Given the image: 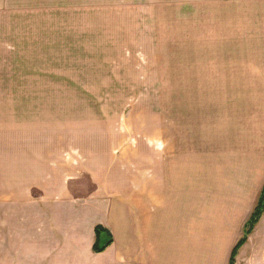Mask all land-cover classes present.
Listing matches in <instances>:
<instances>
[{
	"label": "rangeland",
	"instance_id": "rangeland-1",
	"mask_svg": "<svg viewBox=\"0 0 264 264\" xmlns=\"http://www.w3.org/2000/svg\"><path fill=\"white\" fill-rule=\"evenodd\" d=\"M9 1L11 22L0 30L4 180L8 158L13 169L30 167L32 159L48 158V148L88 169L112 156L127 159L142 147L137 143L158 141L160 125L168 139L183 126L189 139H199L203 114L218 116L219 99L264 97L256 64L236 53L227 60V50H259L255 41L264 43L256 0H245L252 6L242 9L229 4L239 0ZM211 135L224 146L216 129ZM0 196V264H45L32 250L31 208L10 207L7 191ZM189 235L200 239L205 264L207 214L184 213ZM254 242L264 256V220ZM259 258L256 264H264Z\"/></svg>",
	"mask_w": 264,
	"mask_h": 264
},
{
	"label": "crops",
	"instance_id": "crops-1",
	"mask_svg": "<svg viewBox=\"0 0 264 264\" xmlns=\"http://www.w3.org/2000/svg\"><path fill=\"white\" fill-rule=\"evenodd\" d=\"M9 2L0 0L3 31L11 22ZM229 4L239 9L252 6L245 0ZM253 5L264 23V0ZM255 44L262 47L227 50V60L228 54L236 53L244 63H255L264 81V43L258 39ZM219 103L218 116L203 114L201 138L189 139L188 127L183 126L182 133L178 127L170 131L168 139V131L160 125L159 140L137 143L142 147L128 152L127 159L112 156L83 169L69 159H57L48 148V158L32 159L25 168L18 163L13 169L8 158V179L0 170V195L7 191L10 207L27 208L24 212L31 208L32 250L39 260L45 264H200V239L184 236V213L200 212L207 214L206 263L229 264L264 186V97H223ZM213 129L220 133L217 140L223 147L211 135ZM200 149L222 152L200 157ZM15 186L14 197H9ZM263 220L264 213L235 264H256L260 256L264 260L254 242ZM96 227L112 238L101 253L92 251Z\"/></svg>",
	"mask_w": 264,
	"mask_h": 264
},
{
	"label": "trees",
	"instance_id": "trees-1",
	"mask_svg": "<svg viewBox=\"0 0 264 264\" xmlns=\"http://www.w3.org/2000/svg\"><path fill=\"white\" fill-rule=\"evenodd\" d=\"M263 213H264V186H263L262 191L260 193L257 204H256L251 216L249 217L247 223L245 224L243 236L238 241V243L236 244V246L234 247V249L231 252L229 264H235V258L237 256L238 251L245 244L248 236L253 232L255 226L258 224ZM95 235H96V240H95V243L93 245L92 251L94 253H101L108 246H110V244L112 243V238H111V235L109 234V232H107L106 230H104L101 227L95 228Z\"/></svg>",
	"mask_w": 264,
	"mask_h": 264
}]
</instances>
